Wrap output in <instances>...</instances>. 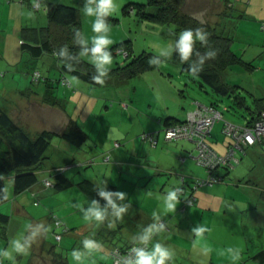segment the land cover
<instances>
[{
  "label": "crops",
  "instance_id": "1",
  "mask_svg": "<svg viewBox=\"0 0 264 264\" xmlns=\"http://www.w3.org/2000/svg\"><path fill=\"white\" fill-rule=\"evenodd\" d=\"M9 1L10 0H8V2ZM17 1L20 2L19 0ZM222 2L223 0H221V3ZM230 4L231 3H226L225 7H228ZM16 6L15 2L12 1L9 3L8 7L15 8ZM240 9V13L242 14H240L241 20L238 24L240 30V34L238 33L239 39L244 37L242 41L250 44L248 46L256 43L257 46L264 47V29L262 28V23H264V0H249L247 3L241 2ZM225 11L227 12V9ZM225 11L224 13H226ZM21 15L20 13L18 15L16 14L12 22L11 17H9L6 26L4 24V17H0V31L4 32L7 29L13 31V34L19 37V32L24 23L21 20ZM43 21L47 22V19ZM32 23L36 24L35 21ZM1 38L3 39V35H1ZM237 53H241L243 58L245 55H248V57L244 58L247 60H253L259 57L260 55H258V53H261L262 57L264 56L263 50L259 52L254 50L250 52L246 48H244L243 52L238 51ZM28 63L31 64L32 61ZM29 64H27L22 71V75L26 76L28 80L30 79L26 71H28L30 67ZM8 65L12 75H9L11 77L8 76V79H6V76L1 79L4 88L0 91V105L6 104L10 114L33 133L44 128L55 130V127H64L63 129H65L69 122V117L71 116L66 113V110L62 106L63 99L57 96L60 92V87L59 89L57 88L59 90L58 92L57 90L55 91V95L50 93L56 97V100H60V104H50L45 101L46 96H44V92L46 89L43 87L39 90L32 89L34 86L23 89L19 87L20 85L18 86L15 84V81L18 80L16 77L20 66L11 62H9ZM21 77L20 75V78ZM9 82H11V84L8 86ZM60 85L62 87L64 86L62 83L59 84V86ZM10 86L11 88H5ZM66 88L63 91L64 96H66L69 91V89ZM237 90H241V88ZM242 92L247 95L246 88L242 87ZM253 93L256 96L263 97L264 86L260 85V88L257 90L255 89ZM245 101L246 103L249 102L247 98ZM164 102L166 103L167 100L164 99ZM179 103H181V107L183 108L181 110H173V108L166 105L165 112L162 110L149 112L150 108L153 107V104L150 103L149 108L147 107V111L150 114H141L138 108L133 106L135 113H131V116H137L132 118L130 127L122 131H116V137H118L116 142L122 140L123 144L117 147L115 142L114 146H109L107 148L108 150L106 149L110 154V157L108 156L106 158V160L109 161V163H107L108 169L113 171V174L109 176L105 175L103 182L100 180L99 176H97V178L90 176L91 173L88 174L87 170L81 173L84 168L89 166L88 163H86L89 159L87 156H90L88 153L81 155L74 147L61 138H54L49 152L55 163H60L64 158L67 160L72 152L77 156H82V158H77L78 162L71 169L74 171V174H76V176L72 178L75 185L64 190L56 191L57 193H55L62 195L61 197L68 196L62 198L65 202L70 199V195L74 196V200L69 208L66 207L61 212H57L70 228V231L65 234L60 241V243H63L65 238H67L65 244L68 245L66 248L67 253L63 254V252L57 251V248L54 249L46 240L47 231L44 221L46 215H43L46 208L41 209L35 207L32 208L30 213L27 210V205L24 200L20 199V201H18L20 195H15L17 197L16 201L12 204L13 210L24 213L28 217V221L29 217L31 218V222L29 221L28 224L26 237H31V232L33 233L34 231L37 232V235L31 239L33 242L26 253L12 251L10 257L3 255V264H24L26 261H28V264H110V249L113 246L128 245L133 242L141 241L140 236L143 235L144 230L150 225L160 226V221L164 222L163 228L153 232L149 241H151V247L156 242H160L172 250L173 256L168 264H239L240 261H243L245 253L249 251V242L254 241V232L256 233L260 229L261 221L256 218L258 214H255L253 211L250 214L248 212L249 208H244V205L242 206V200H236V197H238L235 194L236 189L229 183H217L215 185L199 188L196 192L197 200L195 204L188 206L186 209L184 207V198L187 197L188 192L179 195L180 202L175 212L165 213L161 207V198L166 195L170 189H177V187L179 188L184 183L183 175H185V179L189 182L193 177H205L206 175V171L201 166L199 167L193 160L195 149L191 141L187 139H177L168 142L163 139L162 130L166 126L167 120H173L170 118L171 116L182 119L186 118L188 112L193 109L192 106H188L184 99L180 100ZM248 105L255 108L254 103ZM186 106L189 108L184 109ZM247 109L250 112V108L247 107ZM43 119H47V122L41 121ZM217 125V132L221 131L223 125L216 122L212 134H214ZM143 131H159L157 145H152L151 143V145H149V142L146 143L141 141L142 139L140 138V140L138 135ZM221 140V136L216 134V137L214 136L211 141H214L212 145L223 153L226 149L225 146H220L219 141ZM100 143H102V147H106L104 142ZM254 146L260 147L258 144ZM104 147L102 148V153L104 151L106 152ZM96 148H99V144H97ZM99 151L98 149H91L90 153L91 155L94 153V156H96L101 153ZM229 172V174H231V171ZM87 176L93 178L102 186L114 184L116 186V191H122L127 194L123 200L126 199L132 202L130 199H143L141 205L132 203V205L127 207L128 216H125L128 218L127 226L120 220L121 218L114 215V210L110 205L105 207L106 211L110 212L104 216L103 221H97L94 218L90 220H79V216L84 213L87 208L86 206L78 207L76 201L84 203L85 205L93 201L92 198L76 185L77 181ZM169 176L172 177L169 178ZM37 190L40 195V190ZM62 192H67V194ZM130 192L131 194H128ZM9 196V198H11L10 192ZM154 197H156V201ZM117 199L118 198L115 197L114 200L116 201ZM152 199H154V205L152 207L150 206L151 208L145 207V203ZM37 205L34 204V206ZM100 207L102 208V206ZM46 212L47 216L52 217V212ZM114 219L115 222L113 221ZM116 221H121L118 227L122 228L125 226V228L119 231H122L123 240L119 239V241H117L119 235L117 237L115 233H112V231L116 229L114 228ZM29 225L31 227H29ZM86 225L87 229L85 231L78 229V227H85ZM201 226L204 228V231L200 235L192 231L193 228ZM239 226H241L240 231L244 232L243 237L244 241H246V243L241 245L242 251L238 245L236 248L230 246L229 242L231 239L239 240V237H234V232H236L237 229L234 228ZM75 229L78 230L75 231ZM124 229H127L128 232H123ZM255 229L257 231H255ZM86 237L98 241L99 247L92 251L84 249L83 245L79 248L77 244L82 243ZM258 243L260 244L259 240ZM185 245H191V247H184ZM258 248L259 246L252 248V250H250L252 251L251 253H254ZM5 249L11 251L10 242L0 240V250ZM73 249L83 254L82 262H73L70 255ZM229 249L232 251L229 252ZM237 252H239L240 259L233 261L231 256L235 255ZM195 253H197L198 256ZM200 253H203L205 256H200ZM27 254V259H22V257H24L23 255ZM179 258L184 260V263L180 262ZM60 261L64 262L61 263Z\"/></svg>",
  "mask_w": 264,
  "mask_h": 264
},
{
  "label": "rangeland",
  "instance_id": "2",
  "mask_svg": "<svg viewBox=\"0 0 264 264\" xmlns=\"http://www.w3.org/2000/svg\"><path fill=\"white\" fill-rule=\"evenodd\" d=\"M12 1H14L17 5L15 8L8 7L9 3ZM34 1L35 0H26V2L22 4L17 0H10L9 2L8 0H0V17H4L5 26L8 24L9 17H11L12 22L13 17L15 18V15H18L19 13L22 14L21 20L25 24H32L34 21L38 22L39 17H44L46 15L44 8L40 10L33 9L32 4ZM248 1L249 0H223L222 3L224 4H222L221 0H185V11L194 14L199 19L209 23L211 26L217 27L219 32L222 31L224 34L234 36L235 40L232 47L234 51L243 52L244 48H246L250 52L254 50L256 52L263 50L264 53L263 46H257L256 43L248 46L250 44L242 41V38L244 37L239 39L238 33L240 34V30L238 24L241 20L240 14H242L240 13V5L241 2L247 3ZM67 2L78 6L81 10L83 39L86 44L93 45V40L91 37L95 35L106 36L110 40V43L106 48V51L109 52V48L114 44L125 39H131L133 43L134 55H138L144 50H148L164 57V60H162L160 66L157 69L147 70L142 74L125 81H118L114 78H105V82L102 85L96 86L77 75L69 73L67 74V77H69L71 80L72 85L69 88L65 85L63 86L65 88L67 87L66 89H69L68 94L64 96L63 91L65 88H63L61 85L56 86L55 91L57 90V92L59 91L58 89L60 87V92L57 96L63 99L62 106L66 110V113L69 114L77 122V124L82 126V128H84L88 134L87 143L92 146V148L88 150V154H90L89 152L91 149H98V151L100 150L99 152H101L104 146L102 147V143L100 142L105 143L106 147H104V150H106L109 146H114L118 138L116 137V131L128 129L131 125L132 118L137 116H131V113H135L133 106H136L141 114H150L149 112H153L154 110H162L165 112L166 105H168L170 108H173V110H181L183 108L179 102L182 99L186 100L189 107H194L195 104L193 102L195 101L211 102V95L208 92L206 93V91L201 88L199 78L190 73L182 71L181 66L177 62H174L172 58L174 38L167 34L169 28L165 25L145 19L141 15H138L134 12L125 13L123 11V7L128 2H147V0H114L116 8L110 15L116 20L114 22L103 21L106 25V28L100 33H94L92 31L93 20L99 19V17H88L83 13V8L87 0H67ZM226 3L231 4L228 7H225ZM93 5L95 6V0H93ZM226 9L227 12L225 11ZM148 10H153V7H148ZM224 11L226 13H224ZM1 35H3V39L1 38ZM19 41V37H16L13 34V31H9L7 29L4 32L0 31V91L4 88V84H2L1 79L5 76L6 79H8V76L12 75V72L9 71V62L20 66L16 77L18 80L15 81V84L18 86L20 85L19 87L26 89L27 87L34 86L33 88L35 90L45 87L44 83H33L31 79L28 80L26 76L22 75V71L24 70V67H26V56H23L24 53L22 52ZM109 53L112 56V63L105 64L102 67L98 64V62L95 61L93 54H86V58L105 70L121 65L133 57L130 56L128 59H126L122 54ZM258 55L260 56L253 60H248V62L246 64L244 63V65L237 64L233 66L232 69L229 68L226 78L227 81L238 80L239 83H241L246 89L251 91L259 89L260 85L264 86V56L262 57L261 53H258ZM22 57L25 59L23 60ZM245 57H248V55H245ZM34 60L36 61V66L39 69L44 70V74L54 79L61 78L62 74H60L57 61L52 55H45L44 58H37ZM249 64H252V66L250 67ZM20 75L22 76L21 78ZM10 84L11 82L8 83V86ZM5 88L8 89L11 88V86ZM183 88H186V90L182 91ZM248 94L249 93H247V95ZM212 95L216 96V94ZM164 99L167 100L166 103L164 102ZM247 99L249 100L247 104L252 105L254 103L253 97L249 96ZM150 103L153 104V107H151L150 111L148 112L147 107L149 108ZM230 103L231 102L227 99H224L223 102H220V108L224 113L225 119L234 121L238 124L246 123L248 117L250 116V112L247 107H238L237 105L238 108L234 106L229 110L225 109V105ZM189 107L186 106L184 109ZM41 121L47 122V119H43ZM218 123L223 125L224 120ZM55 128L57 131L64 130V127ZM217 128L218 125L213 136L216 137V134H219L222 140H224V134L221 131L217 132ZM162 136L164 139L163 131ZM138 138L142 139L140 135H138ZM222 140L219 141V144L221 147H224ZM141 141H144V139ZM119 142L123 144L122 140ZM144 142L147 143V141ZM213 142L214 141H212V144ZM97 144H99V148H96ZM149 145L151 144L149 143ZM107 150L106 152H101L96 156H94V153H92L90 156H93L94 163L87 166V168H84L83 172L81 173H84L87 170L88 174L91 173L90 176L94 178L99 176L102 182L105 175L109 176L113 174V171L108 169L109 167L107 163H109V161L105 158V154L108 153ZM81 155L77 156V158H82ZM90 156H87V158H90ZM239 157H242L239 164L230 170L231 174L227 175L224 183H229L235 187V194L238 196L236 197V200H242V206L244 205V208H249L248 212L250 214L252 211L255 214H258L256 218L261 221L259 231L256 233L254 232V241L249 242V251L245 253L243 261L239 262V264H254L250 256L254 255L255 252L260 248H264V152L259 146H253L248 149L246 154H242ZM53 162V160L47 161V167L50 169L53 168ZM67 173L71 178L76 176L74 171H68ZM171 177L172 176H169V178ZM82 178L89 177L87 176ZM190 186L191 185L189 184L187 188L188 190H190ZM7 187L11 194V198L0 205V211L9 214L10 220L6 224L7 229L0 225V240H8V242H10L14 238H27L26 232L29 221L31 222V218L29 217L28 221V217L24 213H19L20 211L13 210L12 204L16 201V197L18 195L15 196L14 183L9 177L7 178ZM35 189L40 190V195L38 194L36 197V199H39V204L37 206H34L33 201L35 198L31 197L30 191H25L23 194H20L18 201L23 199L27 205V210L30 213L32 208L35 207H39L41 209L46 208L45 212L43 213V215H46L44 218L46 223L45 229L47 231L46 240L51 244V246L54 247V249L57 248V251H61L63 254H66V248L68 245L65 244L67 238H65L63 241L64 244L60 242L58 243L56 241L54 236L53 221L51 220L50 216H47L46 211L57 214L58 211L61 212L66 207L69 208L74 200V196L70 195V199L65 202L62 198H66L68 196L61 197L62 195L55 194L57 192L53 187L45 188L40 182L36 184ZM62 193L67 194V192ZM128 194H131V192ZM154 199L156 201V197H154ZM154 199L147 201L145 203V207L151 208L154 205ZM130 200L132 202L126 199L120 200L119 198L116 200V203H118L117 205L123 206L126 209L119 217L121 218L120 220L125 223V226L128 224V218L125 217L128 216L127 207L132 205V203L141 205L143 201V199L136 198L134 200ZM76 204L78 207L86 206L87 209L79 216V220H85V213L90 207L93 206L92 203H87L85 205L84 203L76 201ZM109 212L110 211H105L104 216H106ZM113 221L115 222V219ZM119 223H121V221H116L114 226L116 229L112 231V233H115L117 237L119 235L117 241H119V239L123 240L122 231H119L122 228H125V226L122 228L118 227ZM78 229L85 231L87 229V225L85 227H78ZM78 229H75V231ZM234 229H236V232L233 231L234 237H239V240H229L230 246L235 248L239 246L240 250L242 251L241 245L246 243L243 237L244 232L240 231L241 226L235 227ZM255 231L257 230L255 229ZM123 232H128V230L124 229ZM4 234H6L8 237L4 236ZM258 240L260 244L258 243ZM32 242L33 241H31V243ZM82 245V243L77 244L79 248H81ZM256 246H259V248L254 253H251L252 251L250 250ZM184 247L190 248L191 245H185ZM195 254L198 256L197 253ZM200 254V256H205L203 253ZM23 256L24 257H22V259H27L28 254ZM179 260L180 262L184 263V260L181 258H179ZM24 264H28V261H26Z\"/></svg>",
  "mask_w": 264,
  "mask_h": 264
},
{
  "label": "trees",
  "instance_id": "3",
  "mask_svg": "<svg viewBox=\"0 0 264 264\" xmlns=\"http://www.w3.org/2000/svg\"><path fill=\"white\" fill-rule=\"evenodd\" d=\"M19 1L22 4L26 2V0ZM32 7L34 10L44 8L46 15L44 17L41 16L42 18L39 17L40 20L36 24L23 23L19 32V42L24 53L23 56H26V59L22 57L23 60H26V65L29 64V61H32L29 64L28 71H26L29 79L36 84L44 83L45 87L43 88L46 89L44 92V96H46L45 101L50 104H60V100H56L54 96L57 85L61 83L67 87L72 85L69 77H67L69 73L77 75L93 85H102L105 82V78L125 81L147 70L157 69L162 60H164L163 56H159L153 51L148 50L134 55L132 40L125 39L110 47L109 52L112 54H122L126 59L133 56L132 59L116 67L103 70L97 64L86 58V54H92L91 49L93 45L84 42L81 25L82 14L78 6L70 4L67 0H35ZM148 7H153V10L149 11ZM123 11L125 13L134 12L145 19L167 26L169 28L167 34L174 38L172 54L174 62H177L181 66L182 71L197 76L201 88L206 93L208 92L212 98L211 102H193L195 106L188 112L186 118L182 119L171 116L170 118L173 120H167L166 126L162 130L163 135L166 127L187 122L189 113L196 110H204L205 107L213 108L222 114L221 118L215 120L210 134L205 139L206 143L217 155L216 159L218 157L222 158L216 161L215 165L207 167L206 165L198 163L195 158L198 154L196 144L194 141L189 140L193 143L195 149L194 155L192 154L193 158L196 164L206 171V175L205 177H193L190 182L183 175L184 183L179 187V195L188 192L187 197L184 198V207L186 209L188 206L195 204L197 200L196 192L199 188L215 183H224L227 175L230 173L229 171L239 164L242 158L239 156L246 154L248 148L258 144L264 152L262 143L256 142L253 145H245L243 141L237 143L236 138L227 134L225 131L226 123H231L242 128L252 127L254 122L264 113V96H256L253 93L254 91L246 89L247 93H249L248 95L254 98L255 108H253L245 101L249 96L242 92V87L244 86L238 80L227 81L228 69H232L237 64L244 65L248 60L244 59L241 54L232 49L235 40L234 36L224 34L222 31L219 32L217 27L211 26L194 14L185 11V0L128 2L123 7ZM44 19H47V22H44ZM99 19H102L104 22H114L116 20L111 15L99 17ZM184 29H199L207 34L204 41L196 40L194 42L193 52L187 60H183L180 52L176 49V43L179 40L178 34ZM120 50H124V52ZM208 53L214 54L208 55ZM45 55H52L56 59L60 74H62L60 79L50 78L44 74V70L36 66L34 59L44 58ZM249 66L251 67L252 64H249ZM101 72H103L101 77L102 83L96 79V77L101 76ZM238 88H241V90H237ZM185 90L186 88L182 89V91ZM212 94H216V96ZM224 99L231 102L225 105V109L229 110L234 106L236 108L239 106H247L250 108L251 116L248 117L246 123L238 124L225 119L224 113L220 108V102H223ZM222 120H224V123L221 132L225 136L222 142L226 149L223 153L218 151L211 143V138L214 137L212 134L214 125L216 122H221ZM155 132H158V136L156 137L159 139V131H143L140 133V137L145 133L156 134ZM56 137L67 142L82 155L86 154L92 147L87 143V132L72 117H69L67 127L62 131L44 128L33 133L10 114L6 104L0 105V205L10 199L7 187L8 177L13 180L15 195L30 191L31 197L35 198L33 201L35 205L39 204V199H36L38 190L35 189L38 182L42 183L43 187H53L56 191L64 190L75 185V182L67 173L68 171H72L71 169L78 162L77 155L74 152L69 155L67 160L64 158L60 163L53 162V168L50 169L47 167V161L52 160L49 148ZM144 141L152 144L148 139H144ZM116 143H118V145L115 144L117 147L121 144L119 142ZM108 156L110 157L109 152L105 154V158ZM86 163L92 165L94 163L93 156H90ZM211 177L220 179L212 182L207 181ZM189 184L191 185L190 190L187 189ZM76 185L92 198V200L98 201L102 207H107L108 203L107 200L99 195V192L101 190L116 191L114 184L102 186L93 178H83L77 181ZM189 200L192 201L189 202ZM9 220V214L0 211V225L7 229L6 224ZM51 220L53 221L55 239L60 242L64 235L70 231V228L56 213L52 215ZM57 235L61 236L60 240L57 239ZM4 236L8 237L6 234ZM140 242L142 241L133 242L128 245L113 246L110 249L111 262V252L113 249H123ZM150 248L151 241H148L147 250H150ZM251 260L254 264H264V248H261L252 255ZM0 262L3 264V255H0ZM60 262L63 263L64 261Z\"/></svg>",
  "mask_w": 264,
  "mask_h": 264
},
{
  "label": "clouds",
  "instance_id": "4",
  "mask_svg": "<svg viewBox=\"0 0 264 264\" xmlns=\"http://www.w3.org/2000/svg\"><path fill=\"white\" fill-rule=\"evenodd\" d=\"M116 5L114 0H95V6L93 5V0H87L84 8L83 13L88 17H103L106 15L112 14V12L115 10ZM106 28V25L104 24L102 19H94L92 23V31L94 33H100L104 31ZM179 40L176 43V49L181 54V58L183 60H187L192 52H193V45L196 40L204 41L206 38V33H203L201 30H193V29H184L179 34ZM93 40V48L91 49V52L93 54V57L96 62L102 67L105 64H111L112 63V56L111 54L106 51V48L108 44L110 43V40L108 37L103 35H95L91 37ZM63 52V50H62ZM214 53H208V55H213ZM102 75L103 72H101V76L96 77L97 81H102ZM5 193H7L6 190H4ZM99 195L103 197L105 200H107L108 205L112 207L114 210V215L117 217H120L122 213L126 210L125 207L117 205L116 201L113 199V197L119 198L120 200H123L125 196L127 195L125 192L122 191H104L101 190L99 192ZM162 209L165 213L169 212H175L177 205L180 202V196H179V189H170L166 195H164L162 198ZM92 207H90L87 212L85 213V219L90 220L94 218L97 221H102L104 218V213L106 211L105 208H101L99 206V202L93 200L92 201ZM29 227H31L29 225ZM160 228H163V225L157 226V225H150L147 229L144 230L143 235L140 236V240L142 242H148L153 232L158 231ZM197 235H200L203 233L204 228L198 227L193 228L192 230ZM37 235V232H33L31 234V237L20 239V238H14L10 241V249L11 251L5 249L0 250V255L8 256L10 257L12 254V251L17 253H26L30 247H31V239L34 238ZM83 247L87 249L88 251L95 250L99 247V242L86 237L82 241ZM133 252H135V259L133 261H130L129 264H168V262L172 259L173 253L172 250H170L167 246L160 242H156L150 250H145L141 248H133ZM232 250L229 249V252ZM71 259L73 262H82L83 261V254L79 252L76 249H73L70 253ZM231 259L233 261H237L240 259L239 252H237L235 255L231 256ZM2 264V262H0Z\"/></svg>",
  "mask_w": 264,
  "mask_h": 264
},
{
  "label": "built area",
  "instance_id": "5",
  "mask_svg": "<svg viewBox=\"0 0 264 264\" xmlns=\"http://www.w3.org/2000/svg\"><path fill=\"white\" fill-rule=\"evenodd\" d=\"M262 28L264 29V23ZM124 52V50H120ZM188 120L185 123L171 125L164 129V138L166 140H177L179 138H185L192 140L196 144L198 154L196 159L198 163L203 165L213 166L215 162L221 157L216 159V154L209 145L206 143V137L210 134L215 120L222 117L221 112L213 108H206L204 110L194 111L189 113ZM225 131L227 134L236 138L237 143L243 141L246 145H253L256 142L262 143L264 146V113L254 122V125L249 128H242L231 123H226ZM145 133L142 135L143 139H148L153 145L157 144L158 132ZM118 145V143H116ZM220 178H208L207 181H217ZM179 189V188H178ZM180 190V189H179ZM180 192V191H179ZM192 200H189L191 202ZM161 225H164L163 221H160ZM57 239L60 240L61 236L57 235ZM133 248L148 249V242H140L125 248H115L112 250V262L110 264H129L130 261L135 259V252Z\"/></svg>",
  "mask_w": 264,
  "mask_h": 264
}]
</instances>
